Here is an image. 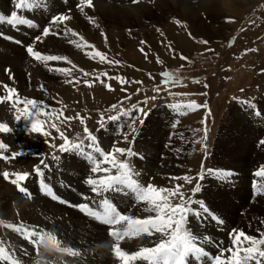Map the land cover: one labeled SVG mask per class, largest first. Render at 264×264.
Listing matches in <instances>:
<instances>
[{"label":"rangeland","instance_id":"obj_1","mask_svg":"<svg viewBox=\"0 0 264 264\" xmlns=\"http://www.w3.org/2000/svg\"><path fill=\"white\" fill-rule=\"evenodd\" d=\"M49 1L41 0L40 7L29 10L16 9L15 0H0V16L10 17V13L16 11L31 20L30 23L18 26L0 21V33L22 42L16 44L0 38V83L16 88L21 98L43 101L47 115L41 113L39 119L47 121L45 130L51 133L50 137H45L27 132L25 128L28 122L14 120L10 105L0 104V121L7 122L13 128L11 133H0V140L10 145V151L24 153L20 158L0 160V173L5 170L11 173L17 169L31 173L23 182V186L31 194L30 198L0 176V221L4 222L0 224V245L12 252L21 264H102L98 262V252L94 249L96 246H107L108 241L98 243L97 231L109 233V226L87 215L75 205L89 203L94 208L98 207L97 197L91 193L85 180L94 175L90 171L93 160L100 159L101 166H107L102 164L101 155L112 151L114 147L132 148L135 155L127 159L137 174L134 178L141 185L153 183L159 187L173 188L176 184H181L188 196V190L193 184L199 183L201 191L192 196V199L203 201L211 213L220 219H224L221 216L225 215L230 225L227 236L222 239L224 248L231 246L232 229L243 230L254 236L258 235V230L264 232V178L255 176V172L264 167V143H261L264 141V0H253L252 4L242 8L238 17L223 6L221 0H192L201 3L202 7H212V12L208 14L204 9L199 10L195 16L189 17L191 20L185 18L186 12L193 14L189 12V5H178L176 0H170L173 11L168 10L169 8L162 10L158 21H148V28L116 26V32H123L126 41L133 42L130 47L115 35L106 43L102 40L103 35L112 29L109 20L103 16L83 12L78 15L82 17L81 21H84L86 27L82 24L75 26L72 24L75 15L72 14V8H66L61 3L67 0ZM46 7H49L48 11ZM29 11L37 13L42 22L35 23ZM43 11L48 13V18H43ZM53 11L56 13L52 14ZM60 14H72V17L63 24L52 25L51 18ZM216 15L223 19H216ZM89 16L94 18L92 22L89 21ZM228 17L232 18V22H226ZM177 19L182 23L176 24ZM43 27H51L53 34L43 37ZM57 28H62L59 35L55 34L59 33ZM66 28L79 35L69 33L65 36ZM148 30H153L154 37L158 39L154 46L142 36ZM89 32L97 37L96 42L91 41ZM134 34L141 35L142 38L135 40ZM38 35L49 46L61 48L54 54L42 51L43 54L67 56L76 66L70 77L62 79L54 71L51 72L56 73L55 75L41 77L26 70L27 62L37 61L27 55L25 45H34V38ZM79 36H83L95 49L87 46L78 49L75 44L70 43L75 40L84 44ZM141 48L144 53L140 51ZM34 49L37 50L35 46ZM94 50L104 52L107 60L101 63L98 58L90 59L85 55L86 51ZM114 61H119V64ZM47 65L49 68H72V65L64 61H51ZM5 69L11 70L10 75L14 79H9ZM165 71L170 73V81L175 82H162L165 77L161 73ZM85 72L89 75L85 76ZM117 77L123 78L126 83H121ZM68 79H73L74 82L66 83ZM85 80L91 82V87L85 85ZM137 81L140 83H136ZM41 85L45 91L40 90ZM157 88L161 91L157 92ZM3 94H6L5 91L0 89V95ZM151 97L155 99H150ZM192 101L201 107H185ZM114 104L117 105L115 110L110 107ZM133 105L147 112V116L143 117V125L138 123L141 114ZM204 105L207 107H203ZM121 109L128 110L130 115H121L118 120L106 119L117 115ZM102 113L105 119L101 126ZM77 114L84 118L85 124H81L79 119L64 120V117ZM134 120H137V134L133 138L131 127ZM52 123L73 142L84 140V144L87 142L83 132L86 125L99 139L98 147L101 152L93 155L90 148L84 146V152L91 153L93 159L90 160L85 155L79 162L81 166L77 162L73 163L72 158L63 156L65 152L50 146L63 143L56 129L50 127ZM125 134L129 135L127 141H124ZM104 136L106 140L101 139ZM247 146H252V149L248 151ZM257 149H260V153L256 157ZM53 154L59 159L54 160ZM117 157L126 158L118 153ZM41 158L46 159L49 167L43 169V176H38L33 168ZM88 169L89 172H86ZM208 170L226 171L233 175L221 180L216 175L209 174ZM198 173H203L202 179L198 177ZM184 176L195 178L193 184H188L183 179H172ZM42 183H47L58 199L45 194L41 190ZM209 186L216 187L214 194L210 195L212 190ZM225 186L241 187L243 192L239 195L230 194L224 191ZM117 193L118 196L112 197H118L117 201L127 207L128 214L138 217L152 214L143 210L145 205L136 204L130 193ZM240 201L244 202L243 206L238 204ZM232 209H236V212ZM236 218L244 219L241 221L243 223L236 221ZM21 222L28 228H38L55 235L62 246L75 245L72 248L78 250L80 255L69 256L51 245H40L37 251L21 234L5 226ZM233 223L244 225L238 227ZM108 233L106 239H113ZM211 257L213 255L210 253L204 259L189 257L187 264H211ZM115 261L117 260L114 259L113 264Z\"/></svg>","mask_w":264,"mask_h":264},{"label":"snow or ice","instance_id":"obj_2","mask_svg":"<svg viewBox=\"0 0 264 264\" xmlns=\"http://www.w3.org/2000/svg\"><path fill=\"white\" fill-rule=\"evenodd\" d=\"M139 2L140 0H132L134 4ZM14 6L16 9L30 10L40 7L41 0H15ZM93 7V0H79L77 4L78 10L82 13L85 12L86 8L90 9ZM70 19L71 16L67 14L55 15L51 18V24L60 25ZM88 19L90 22L94 20L91 16H89ZM0 21H7L13 26L30 23L26 17L19 15L16 11H12L10 17L0 16ZM226 22H232V18H226ZM175 23L179 25L182 22L177 19ZM97 27L99 26L97 25ZM157 31H159V29ZM69 33L73 36L79 35L74 30L66 28L64 35L67 36ZM50 34H53L51 27L42 28L43 37H47ZM55 34L59 35V33ZM0 38L14 41L16 44L22 43L20 40L5 36L3 33H0ZM34 39L36 42H40L41 36L38 35ZM79 40L83 41L84 44L78 43L75 40L70 41V43L75 44L78 49L85 46L95 49V46L89 45L88 42L84 40L83 36H79ZM106 42L107 37L105 36V43ZM141 43L144 42L141 41ZM201 43L207 44L208 42L201 41ZM25 51L29 57L37 62L44 63L46 67L48 66L47 62L51 61H64L72 65V68H49V71L58 72L68 77L72 75V69L76 67L67 56L43 54L41 51L35 50L32 43L25 45ZM140 51L144 53L143 48H141ZM209 51L211 50L209 49ZM85 55L90 59L98 58L101 63L107 60L106 54L99 50H94L92 52L86 51ZM145 55L147 54L145 53ZM108 62L113 63L112 61ZM114 63L119 64V61H114ZM81 71L83 72L82 69ZM5 72L9 74V79H14V77L10 75V69H5ZM84 75L88 76L89 73L85 72ZM161 76L165 77L162 81L165 84L175 82L174 80L170 81V73L167 71L162 72ZM117 79H119L121 83H126L121 77H117ZM65 82L72 84L74 80L68 79ZM75 82L79 83V80ZM84 83L86 86L91 87L90 81L85 80ZM101 83H103V81H101ZM136 83L140 82L137 81ZM0 89H3L6 93L0 95V104L8 103L10 105L14 120L28 122L25 128L27 132L38 133L45 137L51 136V133L45 130V123L47 121L39 119L41 113L47 115V112H45L43 108V101H38L35 98H21L17 89L6 83H0ZM40 90L45 91L43 85L40 86ZM155 90L157 92L161 91L160 88ZM150 99H155V97H151ZM145 102H147V100ZM110 107L113 110L117 109V105L115 104ZM132 107L141 114L138 118V123L143 125V117L147 116V112H145L143 108H137L136 105ZM185 107L195 108L201 106L196 105L195 102L192 101L188 105H185ZM203 107L207 106L204 105ZM121 115H130V113L126 109H121L117 115L108 116L106 119L118 120ZM73 119H79L81 124H85L84 118L79 116V114H77V116L64 117L65 121H71ZM104 119L105 117L102 113L101 126ZM136 123L137 120L132 121L131 134L133 138L137 134V129L135 127ZM50 127L55 128L59 133L60 139L63 140V143L59 145L51 144L50 146L52 148H58L60 152L65 153L70 151L80 152L81 154L87 155L90 160L93 159L91 153H85L83 150L85 146L84 140L73 142L63 131H60L55 123H52ZM12 131L13 128L10 127L7 122L0 121V133H11ZM83 132L86 134L85 139L90 142L86 147L93 148L96 152L100 153L101 149L97 146V137L92 134L86 125L83 128ZM128 139L129 135L125 134L124 140L127 141ZM261 143H264V141H261ZM6 152L9 154L6 155ZM117 153L126 158L118 159ZM22 155H24L22 151H10V145L0 140V160L9 161ZM132 155H135V153H133L131 147H114L112 151L104 152L101 155L103 164L107 166H101L100 159L93 160V166L90 171L94 175L87 177L85 183L90 186L91 193L97 197L96 205L98 207L94 208L89 203H80L75 205V207L97 221L109 226L108 234L114 240L111 251L119 264H187L189 257L201 258L209 256V253L200 245V240L203 239L207 241L210 240V237H202L195 234L188 226L189 217L207 216L218 224H223L224 222L218 216L211 213L210 209L203 201L192 199V196L201 191V185L199 183L193 184L195 179L193 177H173L172 179H183L186 183L193 184L188 190L190 193L188 196L185 195L183 185L181 184H176L173 188L159 187L153 183L141 185L138 180L134 178L137 174L134 173L132 165L127 159V157ZM52 158L54 160L59 159L55 154H53ZM41 166H43V168ZM47 167H49V165L46 163V159L41 158L39 164L34 166L33 171L38 176H43V169ZM208 171L209 174H214L221 180H226L233 175V173L226 171ZM30 175L31 173L28 171H15L10 173L5 170L0 173V176L6 181H10L16 186L20 193L29 198L31 194L29 190L23 186V182L26 181ZM255 176L264 178V167L257 170ZM198 177L202 179L203 173H198ZM41 190L53 199H58L47 183L41 184ZM113 191L129 192L133 196L136 204L145 205L143 210L152 214L145 217H138L122 213L106 196L107 193ZM82 198L87 199L86 197ZM3 223V221H0V224ZM5 226L21 234L37 249V251L40 245H44L45 247L51 245L55 247L57 251L66 253L69 256L75 257L80 255L79 251L71 246H62V242L51 233L43 232L38 228H28L24 226L22 222L20 224L9 223ZM157 234L158 238L152 246H141L134 251H128L121 247V242L126 239L133 240L136 238L154 237L157 236ZM230 243L231 246L227 248L221 245L220 254L211 257V264H264V232L258 230V235L254 236L246 234L243 230L232 229L230 233ZM225 253H227V255H225ZM0 262L21 264V261L16 258L12 252L2 245H0Z\"/></svg>","mask_w":264,"mask_h":264},{"label":"bare ground","instance_id":"obj_3","mask_svg":"<svg viewBox=\"0 0 264 264\" xmlns=\"http://www.w3.org/2000/svg\"><path fill=\"white\" fill-rule=\"evenodd\" d=\"M254 1H256V0H254ZM254 1L253 0H221V4L223 6H225L232 14H236L237 15L236 17H238V16L241 15L242 8L246 7L249 4H252ZM49 2H51V0ZM176 2H177L178 5H182L183 4V5H186V6L189 5L188 8L191 7L189 9V12L190 13H193V14H189V13L186 12L185 13L186 16H187V17H185L186 19H190L189 17L195 16L197 14V12L199 10H202V9H204L206 11V13H208V14L210 12H212V7L211 8L210 7H202L201 6V3H196V2H193L192 0H176ZM61 3H64V5L67 6L66 8H70V9L72 8V14H75L74 17H73V19H72V24L73 25L77 26V25H81L82 24V25H85V27H86V24L84 23V21H81L82 20V17L80 15H78V14H83V13H81V12L78 13L77 12V11H79L78 8H77V4L79 3V0H67L66 2L62 1ZM1 4H2V2H0V5ZM93 4H94V7L93 8H90V9L89 8H86L85 9V13H87V14H98L101 17L103 16L106 20H109V22L111 24V27H112V29H110V30L107 31V34L108 35L106 33H105L106 35L105 34L103 35V37H102L103 39L102 40L105 41V36H106L107 37V41H110V39H112L111 37L113 35H115L116 37L120 38L124 42V44H126L129 47L131 45H133V42H131L130 40L129 41H126L127 38L123 34V32H121V33L116 32L115 31L116 26H119L120 25L123 28L143 26L144 28H148V26H149V22L148 21L150 19L151 20H156L157 19V21H158L160 19L158 15L160 14V12L162 10L169 8L168 10L173 11V9H172L173 7H170L172 5V3L170 2V0H140V2L139 3H136V4L132 3V0H93ZM61 8H62V6H61ZM46 9L48 11L49 7H46ZM29 12H30L29 15L31 16L32 20L35 21V23L40 24L42 22V18L37 13H33L32 14V11H29ZM43 12H44L43 18H48L49 17L48 16V13L46 11H43ZM55 13L56 12L53 11L52 14H55ZM72 14H71V17H72ZM216 19H223V17L216 15ZM115 24H117V25H115ZM56 27H58V26H56ZM1 28H2V24L0 23V29ZM20 29H22V28H20ZM61 30H62V28H57L56 29V31H59V34L62 32ZM0 32H2V30H0ZM33 32H34V30L31 31L32 35H33ZM136 34H134V37H135L134 39L135 40H139V39L142 38V36H144L145 37L144 40H148L149 44H152L153 46L156 45V43L158 42V39H156L154 37L155 34H154V31L153 30L146 31L144 34H142V36L141 35L137 36ZM89 37L91 38V41L96 42V38L97 37L94 36V35L92 36L90 32H89ZM31 40H32V38H31ZM34 46H35V48L37 50H39L41 52L42 51L51 52L52 54H54L55 52L59 51V49H61L60 47L56 48V47L49 46V44H47L44 41H41V42H36L35 41L34 42ZM25 58H26V62H27V57H25ZM15 59H17V58H15ZM20 64H21V61L19 62V65ZM25 67H26V70H28L31 74L37 73L41 77L42 76L45 77L47 75H55L56 74L54 72L49 71V67H46L44 64H41V62H33V63L32 62H27L25 64ZM58 74H59V77H61L62 79L66 77L65 75H63L61 73H57V75ZM101 139L106 140L105 136L102 137ZM146 140H148V139H146ZM124 141H123V144H125ZM85 143L86 144H84V145L86 146L90 142L87 141ZM99 145H100L99 144V139H97V146H99ZM247 147H248V151H250L252 149V146H247ZM93 150H94L93 148H90L89 151L93 155H98V152L93 151ZM246 151H247V149H246ZM257 153H260V149H257V152L255 153L256 157H257ZM63 156H69V158H72L73 159V161H72L73 163L74 162H77V165H79L80 164L79 162H80L81 158H83V156H85V154H81L79 152L70 151V152H67V153H63ZM18 158H20V157H18ZM156 164H157V162H156ZM21 165H22V163H21ZM77 165H74V166H77ZM80 166H81V164H80ZM19 167L22 168L21 166H19ZM19 167H17V168H19ZM77 169L81 170V168H79V167H77ZM17 171H20V170L17 169ZM12 172H14V171H12ZM81 172H83V171H81ZM86 172H89V169ZM160 174H161V172H160ZM251 178H252V176H251ZM253 179H254V177H253ZM208 188L212 190L211 193H210V195L211 194H214L215 193V190H217V189H215L216 187L209 186ZM223 188H224V191H227L230 194H233L234 193V194L239 195L240 193L243 192L241 187H236V188L235 187H228L227 188L225 186ZM7 189H6V191H7ZM8 192H9V190H8ZM8 192H6V193H8ZM112 195H117L118 196V193L113 191V192H109V193L106 194V196L108 197V199L117 206V208H118L119 211H121L122 213L128 214L129 212L126 211L127 207L123 203H120L119 201H117L118 197H114L113 198ZM210 195H209V197H210ZM241 202L242 201H240L238 204L239 205L241 204V206H243L244 205V202H242V203ZM209 203H211V202L209 201ZM216 206H218V205H216ZM233 210H235L234 211V213H235L236 212V209H232V211ZM221 218H224V219H222L223 222H224L223 224H218L217 222H215L214 220H212L210 218L206 219V218H203V217H192V216H190V219L188 220V226L191 228V230L195 234L200 235L202 237L203 236L210 237V240H207V241L201 239L200 240V245L205 249L206 252L212 254L213 256L220 254V247L222 245V239H225V237L227 236V234L229 232V229H230L229 228L230 225L228 224V220L225 219L226 218L225 215H222ZM236 221L241 222V221H244V219H242V218H240V219L236 218ZM241 223H243V222H241ZM233 224L235 225L237 223H233ZM242 225H244V224H237L236 226L243 227ZM67 227H68V225H67ZM68 231H69V229H68ZM107 233L105 231H97L98 240H99L98 243H100V241H102V240H104V241L106 240V241H108V243H107L108 248H107V246H102V247L96 246L95 249H94V251L98 252V257L97 258H99V260H98L99 263H102V264H109V263L110 264H113V260L115 259V257H114L113 252L111 251V246L114 243V240L113 239H110L109 237H107V239H106ZM246 234L250 235V233H246ZM68 235L69 236H73V235H70V234H68ZM157 238H158V234H157V236H154V237L136 238V239H133V240H127L126 239L125 241H122L121 242V247L124 248L125 250H128V251H134V250H137L141 246H152L153 243L156 241ZM92 239H94V238L92 237ZM83 244H81V246H83ZM74 246H72V247H74ZM84 249H85V247H84ZM86 250H87V248H86ZM204 258L205 257H201L200 259H204ZM115 264H119L118 261H115Z\"/></svg>","mask_w":264,"mask_h":264}]
</instances>
